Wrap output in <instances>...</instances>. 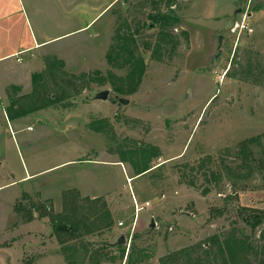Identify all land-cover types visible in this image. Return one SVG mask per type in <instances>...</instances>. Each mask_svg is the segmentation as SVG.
Instances as JSON below:
<instances>
[{"label":"rangeland","instance_id":"rangeland-1","mask_svg":"<svg viewBox=\"0 0 264 264\" xmlns=\"http://www.w3.org/2000/svg\"><path fill=\"white\" fill-rule=\"evenodd\" d=\"M107 2L14 0L26 31L45 41L0 61V227L12 201L13 212L18 202L58 212L62 191L74 188L112 215L109 227L82 239L112 254L103 264H126L129 250L135 264H159L168 252L206 247L211 235L232 229L251 242L256 264L264 220L251 228L246 218L264 211V163L256 152L243 166L237 152L241 140L264 134V0H117L95 17ZM159 14L178 19L164 27L176 44L157 45L162 27L152 16ZM120 27L134 32L143 59L130 93L111 84L134 85L129 68L106 58ZM60 70L85 80L78 93L57 98ZM34 72L50 105L11 116L9 102L32 93ZM104 89L108 97L97 98ZM134 200L149 205L136 213ZM15 213L0 231V248L12 246L8 263L66 264L48 218H33L26 230Z\"/></svg>","mask_w":264,"mask_h":264},{"label":"trees","instance_id":"trees-1","mask_svg":"<svg viewBox=\"0 0 264 264\" xmlns=\"http://www.w3.org/2000/svg\"><path fill=\"white\" fill-rule=\"evenodd\" d=\"M168 1L170 2L171 0ZM152 17L154 21L158 22L162 27L159 31L160 35L157 45L160 46L162 43L169 42L176 44V40L164 31V27L171 24V20L176 21L178 19L172 18L166 14L154 15ZM182 33L185 35L186 39L189 38L187 30L182 29ZM136 48L137 43L134 32L128 27L126 29L121 27L117 28L114 42L111 44L106 58L108 62L116 66H127L130 71L127 74L126 80L130 79L131 82H134V85L132 84V86L129 87L124 80L119 84L111 82L116 92H133L137 86L136 83L140 81L143 72V59L136 53ZM155 51L154 48L152 52ZM58 64L59 67H62L63 61H58ZM60 74L61 76H58L59 80L57 81L62 91L60 94L56 93L58 99H62L73 93H78L84 86H82V82L79 80L81 78H67L65 77L66 72L64 70H60ZM83 76L87 75L83 74ZM31 78L33 83L32 93L17 100L12 99L11 102H9L8 108L12 111L11 116L23 115L50 105L51 98L47 95L46 87L38 84L41 81L42 73L34 72ZM133 78L136 80H133ZM22 98L25 99L26 102L28 100V106L25 107L23 105L24 101L21 100ZM262 137H264V134L245 138L239 142L237 154L241 158L243 166H247L249 161H254L256 152L259 153V155L261 154L259 158L260 163H264V144L261 143ZM255 148H257V151H254ZM153 149L155 152L157 151V148L153 147ZM198 166L199 167L196 169L200 170L202 165L199 163ZM149 168L148 165L142 167L136 166L134 168L135 174H140ZM228 170L230 171V168H228ZM211 174L214 176L215 172L212 171ZM218 178H220V175ZM190 181V183L193 184L192 180ZM205 191H207V189H205ZM83 199L88 200L90 205H86L82 201ZM61 200L62 209L58 212L47 209L44 204L35 202L28 207L26 204L18 202L14 204L13 208L25 221H30L35 217L48 218L53 234L56 236L59 244L62 245L66 264H99L102 260L111 259L112 254L108 252L103 245L92 248L91 246L93 244L82 240L87 234L109 227L112 224L111 213L105 208L101 210V208L96 205V198L91 199L87 196L83 197L79 195L78 190L74 188L64 189L61 194ZM254 211H257V213L252 218H246V223L251 228H255L264 220V216H262L264 211ZM206 242V247H203L205 243L203 242L181 248L177 251L168 252L160 257L159 264H252L250 257L254 251V247L246 236H238L234 229L228 231L222 238L218 234H213ZM107 245L108 244H105V246ZM122 254L124 257L125 253L123 249ZM256 254H258L257 251ZM125 259L127 262L126 264L136 263L130 250L125 254ZM256 264H264V253L260 257H257Z\"/></svg>","mask_w":264,"mask_h":264},{"label":"crops","instance_id":"crops-1","mask_svg":"<svg viewBox=\"0 0 264 264\" xmlns=\"http://www.w3.org/2000/svg\"><path fill=\"white\" fill-rule=\"evenodd\" d=\"M115 1L117 0H108V2L100 8L98 13L95 15V17L99 16L102 12L106 11ZM241 0H234V6H237V4L240 3ZM244 1H242L243 3ZM245 3V2H244ZM14 11V0H0V61L8 58L13 57L14 55H19L20 53H26L28 50L32 49L34 46H37L44 42L45 40L37 41L26 31V24H25V18L22 14L13 13ZM229 13V12H227ZM227 13L217 14L220 17H224ZM94 17V18H95ZM184 22V21H183ZM16 24H19V27L21 26L22 33H19L18 30H16ZM182 24V27H186ZM35 56H38V54L34 55L27 64V68L32 67L35 65V61L33 60ZM21 57H19L20 59ZM4 184H0V188L3 187ZM15 198V197H14ZM14 200V199H13ZM12 204L11 212L7 218V221L3 223L0 227V231L5 230L11 223H14L16 218L18 217L15 212L12 210ZM60 206V207H59ZM58 206V209H61V202ZM35 219L25 222V225L28 227L34 222ZM12 250V246H8L5 248H0V264H11L8 263L10 261L8 257V251ZM105 261H101L100 264H103ZM122 264V263H118Z\"/></svg>","mask_w":264,"mask_h":264},{"label":"water","instance_id":"water-1","mask_svg":"<svg viewBox=\"0 0 264 264\" xmlns=\"http://www.w3.org/2000/svg\"><path fill=\"white\" fill-rule=\"evenodd\" d=\"M221 38H222V36L221 35H219V37H218V42L219 43H221ZM218 54H220V50L218 51V53H217V55ZM108 94H109V90L108 89H104V90H102V91H100L98 94H97V98H100V99H106L107 97H108ZM120 102H122V103H124V104H126L127 102H128V99L127 98H119L118 99ZM150 226H154V222H153V220H151V222H150ZM123 240V236L122 235H120L119 237H118V239H117V242H120V241H122Z\"/></svg>","mask_w":264,"mask_h":264},{"label":"built area","instance_id":"built-area-1","mask_svg":"<svg viewBox=\"0 0 264 264\" xmlns=\"http://www.w3.org/2000/svg\"><path fill=\"white\" fill-rule=\"evenodd\" d=\"M134 205H135V211H136V213H137L140 209H142L143 207L149 205V202H146V203L144 204V206H140V207H139V206L137 205V202L134 200Z\"/></svg>","mask_w":264,"mask_h":264}]
</instances>
